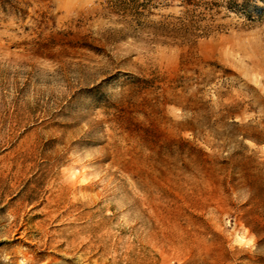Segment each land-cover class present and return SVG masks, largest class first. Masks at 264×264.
Masks as SVG:
<instances>
[{"label":"rangeland","instance_id":"rangeland-1","mask_svg":"<svg viewBox=\"0 0 264 264\" xmlns=\"http://www.w3.org/2000/svg\"><path fill=\"white\" fill-rule=\"evenodd\" d=\"M0 0V264H264V0Z\"/></svg>","mask_w":264,"mask_h":264},{"label":"trees","instance_id":"trees-1","mask_svg":"<svg viewBox=\"0 0 264 264\" xmlns=\"http://www.w3.org/2000/svg\"><path fill=\"white\" fill-rule=\"evenodd\" d=\"M174 1L179 2L184 6L183 18L188 20L193 16V11L186 10L192 5V0H127L122 2L120 5L123 7V10L128 15L139 19L144 16H149L150 12L155 10L158 7L168 6Z\"/></svg>","mask_w":264,"mask_h":264},{"label":"bare ground","instance_id":"bare-ground-1","mask_svg":"<svg viewBox=\"0 0 264 264\" xmlns=\"http://www.w3.org/2000/svg\"><path fill=\"white\" fill-rule=\"evenodd\" d=\"M65 1H69V0H65Z\"/></svg>","mask_w":264,"mask_h":264}]
</instances>
